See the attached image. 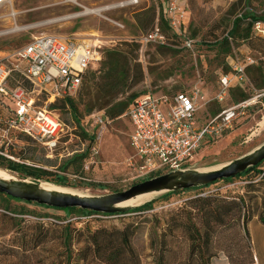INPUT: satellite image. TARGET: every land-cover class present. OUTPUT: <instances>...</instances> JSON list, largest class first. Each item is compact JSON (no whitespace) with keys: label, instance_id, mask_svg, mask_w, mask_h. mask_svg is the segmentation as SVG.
I'll return each instance as SVG.
<instances>
[{"label":"rangeland","instance_id":"rangeland-1","mask_svg":"<svg viewBox=\"0 0 264 264\" xmlns=\"http://www.w3.org/2000/svg\"><path fill=\"white\" fill-rule=\"evenodd\" d=\"M128 1L8 0L0 10V61L10 67L7 59L36 36L70 37L79 33L87 38L95 34L109 41L100 65L86 74L79 90L71 97L76 101V117L87 115L85 106L79 103L85 87H90L92 95L101 93L107 94V98L113 97L109 106L91 111L102 112L109 120L99 142L101 165L97 168L84 174L80 161L73 162L79 151H86V137L76 124L73 110L63 99L46 104L44 96L35 105L54 111L67 126L68 135L50 155L24 136L11 135V145L7 146L4 140L2 151L14 160L0 156V168L5 169L8 161H12L43 169L51 175L43 177L41 182L84 196L125 191L150 179L131 176L132 171L123 164L133 152L129 144L133 127L124 114L134 100L146 94H174L199 87L210 101L199 114L205 122L240 99V93L232 91L221 102L216 100L219 76L230 74L232 58L242 60L250 56L255 61L248 70L253 86L258 88L256 85L264 80V39L250 31L247 39L232 40L230 54L225 55L218 47L222 37L232 30L236 18L245 17L248 12L264 16V0H187L188 16L181 35L173 36L172 30L163 27L168 42L142 48L137 41L152 28L161 9L160 0H138L136 4ZM246 28L247 20L239 27L241 35ZM185 39L193 40L192 50L184 48ZM113 52L121 55L122 63L127 60V66L122 69L123 75L119 70L109 77L107 71ZM11 75V84L23 82L17 72ZM246 92L251 94L248 89ZM262 102L263 106L258 102L252 104L231 130L206 142L189 166L201 171L216 169L260 146L264 142V125H260L264 115ZM113 105H125L126 109L121 116L112 118L108 111ZM74 175H83L86 180L72 178ZM56 176L64 177L63 184L58 183ZM216 187L217 191H210ZM203 191L204 198L243 199L245 209L251 212L248 236L241 221L231 219L221 229L217 222L206 217L201 211L203 204L192 203L200 194L204 195ZM146 201H151L152 207L143 212L83 218L81 221L86 224H75L76 219L66 218L57 224L53 218H62V212L0 196V214L22 220L11 224L0 217V264H107V257H94L87 232H111L129 223L137 228L130 240L136 264H201L202 260H208L209 264H264V162L247 175L218 180L216 186L205 190L196 188L170 196L152 195L131 205ZM68 222L76 227L70 232L65 230ZM207 230L211 234L208 240ZM195 235H203L204 242L200 238L195 246L192 239Z\"/></svg>","mask_w":264,"mask_h":264},{"label":"built area","instance_id":"built-area-1","mask_svg":"<svg viewBox=\"0 0 264 264\" xmlns=\"http://www.w3.org/2000/svg\"><path fill=\"white\" fill-rule=\"evenodd\" d=\"M7 2L0 0V10ZM162 13L168 28L180 36L188 16L187 0H164ZM253 31L264 36L263 23L255 22ZM137 42L142 48L151 44L165 45L168 40L156 22ZM109 44L96 35L87 38L36 36L7 59L11 67L0 61V113L3 114H0V156L14 160L2 151L4 140L7 146L11 145V135L24 136L49 155L59 147L68 135L67 126L54 111L35 104L40 96L50 104L75 95L86 74L100 65ZM193 44L191 39L183 41L188 50H192ZM254 63L250 56L231 59L230 74L219 76L217 102L228 95L230 87H244L248 83L244 70ZM12 72H17L23 82L11 84ZM263 99L264 89L255 91L249 99L232 104L202 122L200 111L210 101L199 87L174 94L143 95L124 114L133 127L129 135L133 152L123 164L135 178H151L187 167L206 142L231 130L252 104L258 102L263 106ZM108 123L102 112H94L81 120L87 147L78 154H86L82 165L84 174L101 165L99 142ZM72 178L86 180L83 175Z\"/></svg>","mask_w":264,"mask_h":264},{"label":"trees","instance_id":"trees-1","mask_svg":"<svg viewBox=\"0 0 264 264\" xmlns=\"http://www.w3.org/2000/svg\"><path fill=\"white\" fill-rule=\"evenodd\" d=\"M245 20H247V28H246L245 33L241 35L239 32V27L242 24V22H244ZM156 22H157V25L159 26L161 32L166 36V38L168 40L166 32L163 29V27L168 28V26H167V22L165 20V17L162 13V8L158 12V15L155 19L153 26L155 25ZM255 22L263 23V28H264V16H257L255 14H253L252 12H248L247 15H245V17L241 15L240 18H236L233 21L232 30L227 35L223 36L221 41L218 43L219 49L225 55L230 54L232 40L235 37H237L238 39H241V40L247 39L248 33L250 31L252 32V34L254 36L264 39V36H260V35H257L256 33H254L253 25ZM153 26H152V28H153ZM172 34H173V36H176V37L178 36L175 33H172ZM120 56L121 55L119 53H114V52L110 53L111 60H110V64L108 65V71L107 72H109V73L107 76H109V77L115 76L119 72V70L122 73V75L124 74V71L122 69L125 66H127V60H126V62L122 63ZM251 66L252 65L247 66L244 70V73H245V76L248 80V83L246 85H244V87H240L238 85L232 86V87H230V89L228 91V95L232 91H238L240 93V99L238 101H236L235 103L247 100L252 96L251 94L254 93L255 91H260V90L264 89V80L262 81V83L256 85L258 88H255L252 84L253 81L249 79L248 70L251 68ZM122 80H125V78ZM246 89L250 90L251 94L250 93L248 94V92H246ZM89 90H90V87H85L83 89V92H82L81 97H80V102H79V103H83V105L86 108L87 115H85L84 117L92 114L91 111L94 110L95 108L97 110H102L105 107L109 106L113 102V97L107 98V96H108L107 94H101V93H96V94L92 95ZM62 101L65 105L69 106V108L73 110V114H74L76 124L78 125L79 129L81 130L83 136H86V134L84 133L83 127L80 125L81 120L84 117L80 118V119H78L76 117L77 109L75 106L76 105L75 99L71 98V97H66ZM263 101H264V99H263ZM132 103L129 105V107L132 105ZM129 107H128V109H129ZM125 109H126L125 105L124 106L113 105L112 107H110V109L108 111V115L112 118H116L118 116H121L124 113ZM85 157H86L85 153L84 154H78L74 157L73 162H76L79 160L80 165L82 166L84 161H85ZM263 162L264 161H262L257 166L252 167V168L248 169L246 172H244L240 175H237L235 177H241V176L247 175L251 171H254L257 168H259ZM70 164L71 163L69 162L68 165H70ZM5 169L19 173L20 175H22L24 177H31V178L38 179L40 181L43 179V177L51 175V173H49L43 169L28 167L24 164H17V163H14L12 161H8V165ZM235 177H233V178H235ZM233 178L223 179V180H231ZM56 179L58 180V183H61V184H63V182L65 180L64 177H61V176H56ZM216 182L213 183L212 185L202 187V188H200V190H203V189L205 190L209 187L216 186ZM211 190H212V192H215L218 190V187H216L215 189L214 188L210 189V191ZM210 191H207V192H210ZM203 193H206V192L203 191ZM171 194H173V193H167V194H164V196H170ZM214 194H217V193H213V195ZM0 196H3V197H5V199L13 200L15 202L30 204V203H26V202H23L20 200L10 198L4 194H0ZM206 196H208V195H206ZM193 202L202 203L203 208L201 209V211L203 212V214L206 217H208L209 219H212L213 221L217 222L219 224V228H221V229L222 228L224 229L226 227V222L230 221L231 219L235 220L236 222L241 221L244 234H245V236H248L247 224L251 220V212H250V209H248V208H247V210L245 209L243 199H238V201H235V200L226 201L224 199H218V198L210 197V196L204 198L203 195L200 194L198 198H196L192 201V203ZM39 207L62 212L63 213L62 218L60 216H56L53 218V221L57 224L65 222L66 218L67 219H76L77 221H75V224H78V223L86 224L85 223L86 221H81V220H83V218H88V217H93V216H97V217H107L108 216V217H110V216L117 215V214H110V215L96 214V213H93L90 211H83V210L78 209V208L56 209V208H48L45 206H39ZM151 207H152V203L148 202V203H145L144 205H141L139 207L134 208L133 210H131L127 213L143 212L145 210H149ZM75 211H77L78 214H75ZM13 214H15V213H13ZM20 214H22V213H20ZM0 217H1V219L6 220L7 222H10L11 224H13V223L18 224V223L22 222L21 219H16L15 217L8 216L7 214H0ZM62 219H64V220H62ZM78 221H80V222H78ZM87 223H91V221L88 220ZM72 224L73 223H71V222L66 223L65 224V230L70 232L71 228H76ZM184 225L188 229L190 228V227H188L189 225L185 222H184ZM136 230H137L136 225H134V223H129L123 229H113V231H111V232H107L105 230H97L94 232H87V236H89V243H90V246L92 247L94 257H97V256L107 257V259H106L107 264H136L137 259H135V256L132 255L133 249H132L131 244H130V240H131L132 236L134 235V233L136 232ZM113 235H114V237H112ZM205 235H206L207 240H208L211 236L210 230L209 231L207 230L205 232ZM200 238L202 239V242H204L203 235L201 237L198 235H195V237L192 238L194 243H195V246H197V244H198L197 240H199ZM201 264H209V263H208V260H202Z\"/></svg>","mask_w":264,"mask_h":264},{"label":"water","instance_id":"water-1","mask_svg":"<svg viewBox=\"0 0 264 264\" xmlns=\"http://www.w3.org/2000/svg\"><path fill=\"white\" fill-rule=\"evenodd\" d=\"M264 161V142L251 152L212 170L201 171L187 166L139 182L125 191L101 196H84L64 191L38 179L0 168V194L26 203L56 209L90 211L96 214H123L136 207L132 202L152 195L209 186L218 180L233 178ZM140 198V199H139Z\"/></svg>","mask_w":264,"mask_h":264},{"label":"crops","instance_id":"crops-1","mask_svg":"<svg viewBox=\"0 0 264 264\" xmlns=\"http://www.w3.org/2000/svg\"><path fill=\"white\" fill-rule=\"evenodd\" d=\"M164 0H160V5H161V8H162V4H163ZM95 35V34H94ZM73 37H78V38H82V36H79V33H74L72 35Z\"/></svg>","mask_w":264,"mask_h":264},{"label":"bare ground","instance_id":"bare-ground-1","mask_svg":"<svg viewBox=\"0 0 264 264\" xmlns=\"http://www.w3.org/2000/svg\"><path fill=\"white\" fill-rule=\"evenodd\" d=\"M260 125H264V115H263V117H262V120H261V122H260ZM0 176H5L4 174H2L1 172H0ZM140 199V198H139Z\"/></svg>","mask_w":264,"mask_h":264}]
</instances>
